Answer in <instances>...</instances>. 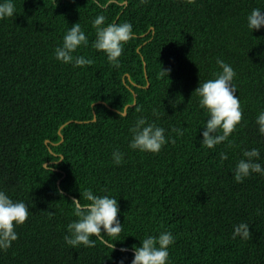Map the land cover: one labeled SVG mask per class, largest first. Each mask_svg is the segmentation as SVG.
Listing matches in <instances>:
<instances>
[{
  "label": "trees",
  "instance_id": "obj_1",
  "mask_svg": "<svg viewBox=\"0 0 264 264\" xmlns=\"http://www.w3.org/2000/svg\"><path fill=\"white\" fill-rule=\"evenodd\" d=\"M15 3L17 15L0 20V189L25 201L30 217L17 227L12 247L0 250V264H131L132 246L161 231L176 237L170 264H264V212L257 213L264 209V176L240 183L233 175L244 149L259 148L264 161V135L255 123L264 109V28L247 27L248 13L264 9V0ZM99 15L105 26H134L119 68L92 47ZM77 22L89 37L77 54L94 61L86 67L55 57ZM217 57L237 73L247 124L233 133L234 146L211 149L201 144L207 117L195 90L221 70ZM142 116L176 142L157 154L131 149L130 129ZM115 148L126 153L125 163L114 164ZM89 188L119 200L121 240L104 236L115 249L96 237L95 247L79 249L63 239L77 219L73 198ZM241 221L251 226L248 240L232 238Z\"/></svg>",
  "mask_w": 264,
  "mask_h": 264
},
{
  "label": "clouds",
  "instance_id": "obj_2",
  "mask_svg": "<svg viewBox=\"0 0 264 264\" xmlns=\"http://www.w3.org/2000/svg\"><path fill=\"white\" fill-rule=\"evenodd\" d=\"M188 3H196V0H187ZM17 15L15 0H0V20L11 18ZM106 17L99 15L93 20L95 28V39L92 47L107 55L108 61L116 68L121 66V57L125 45L135 38L134 26L131 22L107 23ZM247 27L256 31L264 28V9L255 7L247 15ZM89 45V37L80 22L73 24L65 32L62 44L55 48V57L64 64H71L73 67L88 66L94 63L93 59L85 55H79L81 47ZM220 71L214 73L213 78L200 81L195 94L199 97V105L205 111L207 117L203 128V147L215 149L217 145L226 143L227 146H234L235 140L232 135L238 127H244L247 121L244 120V109L241 106L240 96H237V85L234 82L237 73L234 67L223 58H216ZM169 75L170 69H164ZM152 114L160 116L157 107L152 108ZM127 110L121 108L120 117L126 116ZM243 121V123H242ZM258 132L264 135V109H261L255 121ZM132 138L129 147L141 152L159 153L170 141L176 142V136L166 135L168 130L160 126L156 120H149L147 116L137 117L130 129ZM183 128H173L172 132L178 136L184 135ZM126 153L119 148L112 152L114 164L125 163ZM221 160H228L227 152L220 153ZM45 167H48L45 164ZM253 174L264 176V161L261 160V151L257 147L244 149L243 156L237 161L233 169L234 179L237 182H244ZM61 196L63 190H59ZM74 215L67 225V232L63 239L65 243L73 248L95 247L96 239L102 240L113 249L116 243L104 240L107 235L119 239L124 230V224L119 219L121 211L119 200L108 194L99 195L89 188L82 194V199L73 198ZM264 212V209H257V213ZM50 214H52L50 212ZM30 217V207L23 200L13 199L7 191L0 189V250L7 251L12 247L13 242L19 239L16 230L18 226L25 224ZM251 226L246 221L234 225L232 238L237 237L248 240L251 237ZM96 237V239H93ZM140 245H133L134 258L131 264H170V247L174 246L176 237L172 231H161L159 235L145 234L140 239ZM128 252V247L120 249ZM120 264H124L121 259Z\"/></svg>",
  "mask_w": 264,
  "mask_h": 264
},
{
  "label": "water",
  "instance_id": "obj_3",
  "mask_svg": "<svg viewBox=\"0 0 264 264\" xmlns=\"http://www.w3.org/2000/svg\"><path fill=\"white\" fill-rule=\"evenodd\" d=\"M136 103V100L134 101V104ZM127 108H128V106L125 108L126 110H127ZM96 119V118H95ZM47 142H48V140H47ZM47 166H48V164H46ZM60 182V181H59Z\"/></svg>",
  "mask_w": 264,
  "mask_h": 264
}]
</instances>
